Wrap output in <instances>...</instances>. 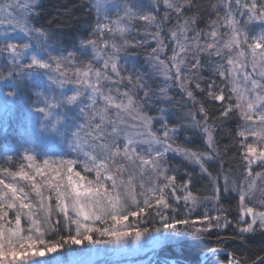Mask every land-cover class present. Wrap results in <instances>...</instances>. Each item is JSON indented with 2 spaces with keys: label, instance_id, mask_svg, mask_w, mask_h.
Returning a JSON list of instances; mask_svg holds the SVG:
<instances>
[{
  "label": "snow or ice",
  "instance_id": "1",
  "mask_svg": "<svg viewBox=\"0 0 264 264\" xmlns=\"http://www.w3.org/2000/svg\"><path fill=\"white\" fill-rule=\"evenodd\" d=\"M40 6L39 0H0V24L6 25L0 34V68L7 69L0 74V103L7 109L23 98L35 132L6 158L0 154V162L9 165L2 175L11 178H0V264H88V245L138 243L147 234L155 248L168 241L203 242L216 229H226L231 221L223 208L214 215L205 211L192 219L178 218L181 201L187 214L203 204L189 191L193 175L185 173L178 184L177 168L167 157L179 155L197 165L201 176L211 177L206 165L214 162L218 148L215 121L230 117L239 122L235 146L241 171L235 177L223 174V191L238 196L236 238L244 243L259 237L264 244V199L254 203L251 197L264 181V30L252 31L253 21L264 25V0H228L223 16L213 5L216 18L203 28L201 14L186 16L192 11L188 0H163L162 17L159 0H96L97 23L90 35L102 40L111 33L113 42L104 41V52L111 49V55L97 51L94 39L67 45L59 29L34 26L40 13L33 8ZM139 22L152 29L150 41L125 39ZM150 42L156 43L148 57L150 71L129 67L127 56L135 54L130 49ZM169 48L172 55L165 63L161 56ZM89 55L83 69L75 67L79 56ZM101 59L103 71H93ZM65 65L75 68L71 79L64 78ZM205 71L212 76L206 88ZM160 76L163 87L154 85ZM102 81L115 84V91L106 93ZM172 87L193 103L203 94L202 120L189 111L182 117L188 125L170 126L160 105L171 104ZM217 102L219 115L213 118ZM157 109L158 115L150 114ZM189 125L204 137L206 154L174 147L178 133ZM16 163L19 167L11 171ZM254 168L261 171L253 174ZM220 175L215 193L221 190ZM156 223L158 227L143 226ZM210 253L223 250L213 246ZM223 254L227 264H248L235 250ZM252 264H264V254Z\"/></svg>",
  "mask_w": 264,
  "mask_h": 264
},
{
  "label": "trees",
  "instance_id": "2",
  "mask_svg": "<svg viewBox=\"0 0 264 264\" xmlns=\"http://www.w3.org/2000/svg\"><path fill=\"white\" fill-rule=\"evenodd\" d=\"M39 2L41 6L38 9H33V12L38 11L40 13L39 17H34L32 21L34 26L42 28L47 26L52 29H59L62 32L64 41L67 45L79 44L84 40L94 39L97 41V51H101V48L104 47L105 40H107L109 44L112 43L113 40L110 41L111 33H107L102 40L90 35L97 23V9L95 7L96 0H40ZM188 2L192 5V11L186 13V16L190 18L193 13L201 14L202 22L199 27L203 28L205 22H209L211 19L216 18L217 9H214L212 6L217 5L219 15L223 16V4L228 2V0H188ZM231 2L234 3V0H231ZM210 12L212 13L211 16H209ZM164 14L165 9L163 6V0H159L158 15L162 17ZM110 19H116V16L111 15ZM243 19L247 20V15H245ZM101 20L103 22V10L101 12ZM221 23H223V21H221ZM165 28L167 30L170 26H165ZM262 30H264V25H261L258 21L252 22L253 32L259 33ZM149 31H152V29L143 22H139L131 29V34L126 37L129 40L143 39L150 41V37L147 35ZM155 47L156 43L150 42L148 46H140L130 49V53L135 54H129L127 56L129 67L134 65L141 73L149 72L148 57L149 53H151L152 49ZM123 54L124 53L121 52V55ZM109 55H111L110 50ZM171 55L170 48L166 49V54L162 55L161 59H164L165 63H169L168 57ZM90 60V55L79 56L75 64L77 62L88 64ZM124 62V60H121V64ZM95 65L96 64H93L92 67L95 68ZM4 70L7 69L5 68ZM202 78L204 80L202 87L206 88L207 83L211 82V71H205L202 74ZM161 82H163L162 78ZM216 83L219 86V79L216 80ZM230 86L231 85H229V87ZM116 87L115 84L110 82H107V84L104 83L103 85V88H105L107 92L109 89L115 91ZM8 90L9 89H4V91ZM123 90L124 88L121 87L120 91ZM168 95L173 97L171 104H162L160 107L165 109L170 126L172 124L180 123L188 125L189 122L183 120L182 117L189 111L193 114H197V119L202 120V117L199 116L198 113L203 94L197 95L196 103L187 100L186 97L182 100L181 97L183 94L175 87H172L171 91L168 92ZM181 104H184V106L181 107ZM25 106L26 102L21 98L13 106V111L10 114L3 116L5 117L4 119L3 117H0L1 124L6 121L4 123L6 127L4 128L1 126L0 128V154H3L5 158L17 148L18 143L22 139L29 136H35L32 128L27 125L26 113L24 111ZM23 107L24 109H22ZM212 107L214 108V111L211 115L215 118L219 115V112L215 111V109L220 108V103L217 102ZM150 114L158 115L159 109H157L156 113ZM209 123H212V121L210 120ZM215 124L219 125L214 134L218 141V148L214 162H210L206 165L209 172L212 174L211 177L207 175L201 176L198 166L183 161L181 156L169 153L167 159L174 168H177L176 174L178 184L181 183L183 179H186L185 173H191L193 175V181L190 185L189 191H191L193 195L197 197L198 201L203 204V206L198 209H192L191 213L187 214L184 208V202L181 201L178 218H185L187 216V218L192 219L196 216H202L205 211H209L210 214L214 215L219 209L223 208L226 213V218L231 221V224L226 229H216L206 241L197 242L183 240L180 242H171V245L160 249L158 254L168 259L174 258L179 264H199L204 259L201 254L208 253V256L215 255L212 257H215L217 262L226 263L228 261V256L223 253H232L235 250L237 257H244L247 259L248 264H252V261H254L257 256L264 254L261 251L264 249V244L260 243L259 237H257L256 240L244 243L236 238V232L240 227L237 223L239 218L238 196L236 194L226 195L223 191V174L230 172L232 177H235L241 171V159L237 154L238 148L235 146L239 143V140L236 138V131L238 130L239 122L230 117L227 121L216 120ZM178 137L179 138L176 140L174 147L180 146L187 150L207 153L204 137L200 135L198 131L191 129L190 125L185 130L180 131ZM8 167V164L0 162V178H4L7 182H11V178L2 175V170ZM18 167L19 164L16 163L10 170L15 171ZM259 171H261V169ZM218 173L221 174L219 180L221 190L219 193H215L214 189L216 185L214 181ZM232 177H230V180ZM217 199L219 200V203H216ZM223 222L224 219L222 218L221 223ZM146 225L150 228L159 226L158 223L145 224L143 226L148 227ZM217 240H220L221 243H215ZM213 246L221 248L223 253L211 254L210 248Z\"/></svg>",
  "mask_w": 264,
  "mask_h": 264
},
{
  "label": "rangeland",
  "instance_id": "3",
  "mask_svg": "<svg viewBox=\"0 0 264 264\" xmlns=\"http://www.w3.org/2000/svg\"><path fill=\"white\" fill-rule=\"evenodd\" d=\"M40 1V0H39ZM34 9V8H33ZM0 18H2V14H0ZM115 20V19H113ZM114 26V25H113ZM6 25L0 24V34H2L5 30ZM127 39V37H124ZM114 39L113 35L111 34L110 36V41ZM113 42V41H112ZM118 43H122V40H118ZM109 50L108 49L106 52H104V47L101 48L102 54L109 55ZM27 62V61H25ZM0 64H2V61H0ZM87 65L83 62H77L75 64V67H80L83 69V66ZM96 67H93V71H95L97 68H99L101 71H103V59L99 61V63H96ZM5 68H0V74H7V70H4ZM61 71H66V76L64 77L65 79H71L72 74L75 71V68L69 67L68 65H65L64 68L61 69ZM161 78L163 81V76L160 78L156 79L154 82V85H159L163 87V82H161ZM107 84L106 81H102V89L107 93L105 88H103V85ZM70 94V93H69ZM103 104L100 103L98 107H102ZM24 109V107L22 108ZM13 111V106L10 108H5L3 103H0V117L6 116L7 114H10ZM5 117H3L4 119ZM26 120H27V125L30 126L34 132L33 126L31 124V118L26 114ZM6 121H4L5 123ZM1 124L0 120V128L3 126L4 128L6 127L5 124ZM1 130V129H0ZM4 131V129H3ZM129 131H135V129H129ZM35 133V132H34ZM249 142L252 143L254 140L252 138H249ZM39 143L42 145H47L49 148H53L54 146L51 145L48 141H46L43 138L39 139ZM171 153V152H170ZM173 154V153H172ZM179 156V155H178ZM183 161L189 162L188 160L184 159L181 157ZM197 166V165H196ZM199 168V167H198ZM259 168H254V173L259 171ZM251 197L254 203H259L261 199H264V181H259L257 184L256 189L254 190L253 193H251ZM251 206V205H248ZM135 210V209H131ZM148 226V225H146ZM149 227V226H148ZM150 228V227H149ZM55 239V237H53ZM172 241L165 242L164 244L160 245L159 247L153 248L149 243H148V235L146 234L144 237L141 238L140 242H133V240L128 239L125 243L122 245H115V244H98V245H88L87 248H84L85 252H88L90 250L91 254L87 257L88 264H161L162 261L166 264H176L177 261L174 260V258H166L163 257L162 255H159L160 249L163 247H167L168 245H171ZM87 243V242H85ZM78 248H83L84 246H77ZM215 255L207 256V258H204L199 264H211V262L214 260L215 264L219 263L216 261L215 257H212ZM155 258H159V261H155ZM10 259V258H9ZM43 260L44 258H40ZM227 263V262H226ZM3 264H8V261H4Z\"/></svg>",
  "mask_w": 264,
  "mask_h": 264
},
{
  "label": "water",
  "instance_id": "4",
  "mask_svg": "<svg viewBox=\"0 0 264 264\" xmlns=\"http://www.w3.org/2000/svg\"><path fill=\"white\" fill-rule=\"evenodd\" d=\"M155 261H159V258H155ZM159 262H161V264H166V263H164V262H162V261H159ZM152 263V262H151ZM151 263H149V264H151ZM216 264H227V263H221V262H219V263H216Z\"/></svg>",
  "mask_w": 264,
  "mask_h": 264
}]
</instances>
